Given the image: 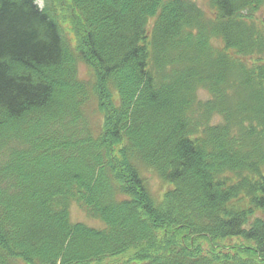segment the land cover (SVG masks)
Segmentation results:
<instances>
[{
    "label": "trees",
    "instance_id": "obj_1",
    "mask_svg": "<svg viewBox=\"0 0 264 264\" xmlns=\"http://www.w3.org/2000/svg\"><path fill=\"white\" fill-rule=\"evenodd\" d=\"M37 1L0 0V264H264V0Z\"/></svg>",
    "mask_w": 264,
    "mask_h": 264
},
{
    "label": "rangeland",
    "instance_id": "obj_2",
    "mask_svg": "<svg viewBox=\"0 0 264 264\" xmlns=\"http://www.w3.org/2000/svg\"><path fill=\"white\" fill-rule=\"evenodd\" d=\"M196 2L208 15H212L213 11L210 7V0H192ZM39 6L41 8L45 7V1L44 0H38L37 1ZM58 11L60 14L63 13L62 7L58 6L57 7ZM62 27L64 29L65 36L67 40L69 41L70 45L73 48H76L78 45V37L76 36V33L73 31L72 26L70 22L67 20L65 12L62 14ZM214 44L216 46H221V41L215 40ZM79 78L81 80H85L88 82L95 81V72L94 70L88 66L84 62L79 63ZM200 95L203 99H206L209 97V95L205 92L202 91L200 92ZM96 108V104L93 107V110ZM91 122L93 125V128L95 132H99L103 129V124H104V115L98 112V114H95L93 111H89ZM221 119H217V121H220ZM146 178L148 180V187L151 191V193L156 197V198H162L161 196L165 192L167 185H165L160 178L152 173V172H146ZM70 217L71 221L73 223H84L90 227L102 229L105 228V224L99 220L92 218L88 212L79 204L73 203L70 208ZM19 264H25V263H19Z\"/></svg>",
    "mask_w": 264,
    "mask_h": 264
}]
</instances>
